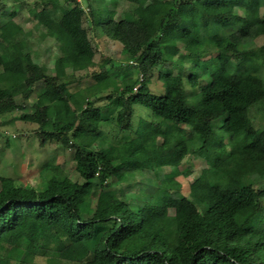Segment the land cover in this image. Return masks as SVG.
Listing matches in <instances>:
<instances>
[{"label": "trees", "instance_id": "obj_1", "mask_svg": "<svg viewBox=\"0 0 264 264\" xmlns=\"http://www.w3.org/2000/svg\"><path fill=\"white\" fill-rule=\"evenodd\" d=\"M26 1H0V116L25 110L13 89L24 85L28 97L42 82L32 111L19 119L42 129L56 110L59 122L42 136L75 148L77 178L47 164L39 189L0 174V264H32L36 255L46 259L43 264H63L67 256L75 264H264V187L257 186L264 181V128L253 121L264 109V44L247 47L264 30V0H219L208 15L196 13V0H125L129 9L119 18L115 9L105 21L92 14L107 39L138 63L122 74L96 63L76 0H34L42 37L58 51L56 72L34 62L30 40L20 37L22 26L14 20L17 10L4 11L6 3ZM84 1L91 14L92 0ZM109 1L115 6L119 0ZM181 50L215 55L189 59L201 71L184 78L173 69L188 59L177 57ZM159 62L165 92L156 95L147 79ZM60 69L85 70L94 81L70 91ZM140 74L146 76L141 82ZM184 79L200 105L187 99ZM99 94L107 98L104 107L89 102ZM134 104L161 121L118 145L101 139L99 126L107 119L118 132L131 130ZM204 112L224 116L219 131ZM188 154L205 167L186 195L176 177ZM163 167L176 175L156 174L153 195L139 187L119 192L123 182L137 187L144 168Z\"/></svg>", "mask_w": 264, "mask_h": 264}, {"label": "rangeland", "instance_id": "obj_2", "mask_svg": "<svg viewBox=\"0 0 264 264\" xmlns=\"http://www.w3.org/2000/svg\"><path fill=\"white\" fill-rule=\"evenodd\" d=\"M1 1V0H0ZM52 3L60 2L61 0H51ZM196 13L211 14L219 0H196ZM141 3H147L148 0H140ZM93 12L90 14L89 10L85 13L84 26L87 29L88 36L91 40L93 47L96 50L95 60L97 64L106 63V68L110 73L119 72L122 74L123 70L133 72L132 66H138L135 60H128V58L121 53V44L112 40H108L103 33V25L95 26L93 24L92 14H100L102 21H105L110 14L111 9H115L116 18H119L123 13L129 9V3L125 0H119L118 3L113 6L109 0H92ZM84 6L88 7V1L83 2ZM17 10V14L14 20L22 26L20 37H28L31 43L30 53L34 62L40 65H45L51 73H55L54 64L58 51L54 45V41L49 37H42L43 30L37 25L35 15L38 12L34 0H27L24 4H10L6 3L4 11H11V9ZM89 8V7H88ZM94 9H96L94 11ZM124 13V14H125ZM4 16L0 13V20ZM264 44V30L255 34L247 47H256ZM215 55L205 53L198 56L197 53H188V51L181 50L177 57H188L183 60L182 64L175 63L173 66L174 72H180L184 78L189 74L199 75L200 66L193 67V63L189 59H208L210 56ZM4 52L0 49V67L3 63ZM99 68V67H98ZM97 68V69H98ZM121 68V69H120ZM200 68V69H199ZM165 69V65L159 62L151 70V76L147 79V85L153 94L161 95L165 92L164 81L161 80L157 73ZM62 81L67 84L70 91H76L85 86L93 83V79L87 76L86 71H76L68 74L64 70L58 71ZM206 77V75L204 76ZM142 79H146V76L142 74ZM185 89L187 90V99L192 103L201 104L200 95L194 94L196 89L191 87L187 80L184 79ZM43 86L42 82H37L32 86L31 93L28 97L23 96L22 91L24 85H20L18 88L13 89L16 102L20 105L23 104L24 108H17L14 112V116L3 117L0 116V174L3 176H10L15 178L18 182L24 186L32 185L36 188L42 189L45 186L44 173L45 166L47 164H53L60 166L63 171L72 179L77 178V174L74 172V147H63L55 137L43 138L42 132H51L56 122H59L60 116L57 115L55 109L50 116V124L44 128H40L38 124L34 122H27L19 119V116L24 112L32 111V105L36 100L37 93L40 87ZM136 90H134L135 92ZM198 91V90H197ZM93 105L104 107L107 104V98L103 94H99L96 98H91L89 101ZM203 109V108H202ZM133 117L132 128L129 131L118 132L117 127L111 124L112 120L107 119L100 123L99 136L107 143L118 145L125 139L136 137V131L140 129L142 132L149 128L151 122L155 123L161 121L159 118L153 116L151 110L144 105H133ZM204 117L218 131L219 126L224 116L222 114H207L204 112ZM103 117L107 118L108 113L103 112ZM255 126L258 128H264V109L260 113L253 116ZM43 139V140H42ZM73 141V140H72ZM161 138L157 139L158 143H161ZM89 143V142H87ZM71 145V144H70ZM90 145V144H89ZM92 145V144H91ZM96 148V145H92ZM205 167L203 159L198 158L195 155L188 154L184 156L178 167V174L176 179L181 182L182 192L189 195L190 184L200 175L202 169ZM160 170V171H159ZM152 172L147 168H144L142 173L137 174V187L129 185L126 182L122 183V187L118 188L119 192H127L128 194L134 193L137 188H141L144 193L154 194V189L157 186L158 177L166 178L171 176L174 172L169 167H163ZM176 174L174 173L173 176ZM258 187H264V181L257 185ZM143 199H148L144 197ZM75 257L67 256L65 261H61L63 264H75ZM46 259L43 256L36 255L32 264H43Z\"/></svg>", "mask_w": 264, "mask_h": 264}, {"label": "built area", "instance_id": "obj_3", "mask_svg": "<svg viewBox=\"0 0 264 264\" xmlns=\"http://www.w3.org/2000/svg\"><path fill=\"white\" fill-rule=\"evenodd\" d=\"M77 3L80 4L81 8L83 9L84 13L88 12L89 8L87 6L83 5L84 0H76ZM142 79V74L139 75V82H141ZM139 87V83L138 85H136V87L134 88V90H136Z\"/></svg>", "mask_w": 264, "mask_h": 264}, {"label": "crops", "instance_id": "obj_4", "mask_svg": "<svg viewBox=\"0 0 264 264\" xmlns=\"http://www.w3.org/2000/svg\"><path fill=\"white\" fill-rule=\"evenodd\" d=\"M96 9H94V11H95ZM96 54V53H95ZM84 71V70H83Z\"/></svg>", "mask_w": 264, "mask_h": 264}]
</instances>
